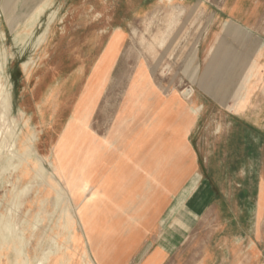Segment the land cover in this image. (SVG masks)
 Returning a JSON list of instances; mask_svg holds the SVG:
<instances>
[{"label": "rangeland", "instance_id": "rangeland-1", "mask_svg": "<svg viewBox=\"0 0 264 264\" xmlns=\"http://www.w3.org/2000/svg\"><path fill=\"white\" fill-rule=\"evenodd\" d=\"M256 3L257 19L246 25L252 36L239 42L226 38V32L245 26L228 9L243 13L253 6L243 0H0V52L5 55L0 94L8 97L0 98V238L7 226L9 234L19 230L23 240L22 245L0 242V264H37L50 249L57 250L53 260L69 257L63 264L81 258L76 251L67 252V239H76L73 227L82 219V205L71 206L58 179L79 169L65 164L74 132L70 128L61 136L53 159L67 119L42 117L34 89L68 78L81 63L92 66L106 44L118 47L110 76L120 82L107 93L124 94L143 78L185 95L191 88L196 91L182 78L196 79L195 47L206 65L200 78L208 79L201 86L208 95L223 98L233 84L244 82L245 100L235 109L253 110L250 119L263 132L229 181L220 183V195L166 264H264V63H246V54L236 60L235 53V45L249 46L254 37L264 42V0ZM38 4L43 13L35 9ZM114 32L122 36L116 44ZM218 34L224 36L216 38ZM113 57L105 53L99 65L108 67ZM106 71L96 72L104 77ZM218 122L227 127L224 116H212L200 142L203 156L213 153Z\"/></svg>", "mask_w": 264, "mask_h": 264}, {"label": "crops", "instance_id": "crops-1", "mask_svg": "<svg viewBox=\"0 0 264 264\" xmlns=\"http://www.w3.org/2000/svg\"><path fill=\"white\" fill-rule=\"evenodd\" d=\"M245 1L253 6L243 13L231 14V8L228 12L248 33L226 32L227 40L246 42L252 36L246 25L257 19L259 4L254 3L260 0ZM115 36L116 32L111 38ZM252 39L249 46L235 45L236 60L246 54V63L261 65L264 42ZM115 48L106 44L92 66L81 63L68 78L34 89V97L40 99L36 111L42 117L67 119L54 143L53 159L54 147L67 130L72 128L78 137L75 157L68 156L65 164L79 169L72 176L58 175L71 206L82 205V219L73 227L76 239H67V247L81 257L76 264L86 258V264H166L218 198L220 183L228 182L244 163L252 141L263 131L250 119L255 117L253 110L235 109L245 100L244 82L233 84L220 99L201 89L209 82L200 78L206 65L199 59V47L191 54L197 66L195 81L182 75L184 67L181 70L196 91L191 88L185 95L143 78L124 94L107 93L109 86L116 91L120 83L110 76L119 52ZM105 53L114 55L108 67L99 65ZM106 68L104 77L96 72ZM214 114L224 116L227 127L216 124L213 153L203 156L200 142Z\"/></svg>", "mask_w": 264, "mask_h": 264}, {"label": "bare ground", "instance_id": "bare-ground-1", "mask_svg": "<svg viewBox=\"0 0 264 264\" xmlns=\"http://www.w3.org/2000/svg\"><path fill=\"white\" fill-rule=\"evenodd\" d=\"M172 0H166V2H171ZM38 6H39V4H38ZM37 6V7H38ZM36 7V6H35ZM40 7V8H39ZM38 8H35L36 10L38 9V11L40 12V13H43V11H42V8L44 7V6H39ZM34 9V8H33ZM28 13H30V11L28 12ZM33 15V14H32ZM9 22V21H8ZM233 31H240L241 33H248V31L246 30V29H244V28H242V27H234V29H233ZM232 32V31H231ZM230 32V33H231ZM121 35V33H119V32H116V36L113 38V44H116V42L118 41V40H120L121 38H122V36H120ZM259 41V40H258ZM260 43V42H259ZM5 58V55H4V53L3 52H0V73H3L4 72V62H3V59ZM105 73H107V71L105 72ZM1 89H2V87H1ZM237 89V87H235V88H233V92L235 91ZM3 90V89H2ZM7 91V90H6ZM5 91V92H6ZM232 91V90H231ZM3 92V91H2ZM9 93V92H8ZM8 95V94H7ZM232 95V94H231ZM5 96V94L4 93H1L0 94V98H2V97H4ZM5 98V97H4ZM10 98V97H9ZM5 99H8V97L7 98H5ZM4 99V100H5ZM3 100V101H4ZM6 101V100H5ZM2 102V101H1ZM7 102V101H6ZM5 103V102H4ZM9 103H10V101H9ZM6 105V104H5ZM4 107V106H3ZM6 107V106H5ZM8 109V108H7ZM2 110V109H1ZM2 112H3V114H4V110H2ZM8 112H9V110H8ZM6 115V114H5ZM6 121V120H5ZM74 122H77L76 121V119L74 120ZM76 136L77 135H75V134H72V138H70L71 139V141H72V149H73V147H74V145H75V142L77 141V138H76ZM1 144V143H0ZM3 147V146H2ZM6 148V147H5ZM11 148H12V146H11ZM10 150V149H9ZM11 154V153H10ZM71 157L73 158V157H75V153H74V151H71ZM12 158H15V157H11V159ZM11 159H9V161L11 160ZM10 165H12V164H10V162H7V166H10ZM4 169V168H3ZM6 169V168H5ZM1 173V172H0ZM40 180V179H39ZM27 190V189H26ZM15 197H16V195H15ZM229 197V196H228ZM14 202V201H13ZM9 207V206H8ZM11 208V207H10ZM15 213V212H14ZM6 214H8V213H6ZM1 220V219H0ZM1 222V221H0ZM3 222V221H2ZM7 222V221H6ZM8 224V222L6 223V225ZM0 225H1V223H0ZM34 225H35V223H34ZM12 226V225H11ZM14 227V226H13ZM36 227V226H35ZM15 228V227H14ZM10 229V228H9ZM9 229H8V227L7 226H5V231L7 232V233H5V234H3L2 236H1V238H0V242H3V243H10V242H12V243H15V242H20V244L22 245L23 244V240L21 241V237H20V231L19 230H17V229H14L15 231L13 232V234L11 233V234H9L8 232H9ZM36 229V228H35ZM1 231V230H0ZM4 231V230H3ZM53 242V241H52ZM55 242V241H54ZM11 243V244H12ZM55 244V243H54ZM55 246H56V244H55ZM54 246V248H56ZM59 247V246H58ZM50 248H52V247H50ZM49 249V248H48ZM47 249V250H48ZM59 250H61V249H59ZM248 250L251 252L252 251V249H251V247H249L248 248ZM46 251V250H45ZM70 250H69V248L67 247V252H69ZM21 252H22V249H21ZM60 252V251H59ZM66 252V253H67ZM44 253V254H43ZM42 253V256H40V260H38V263L37 264H48V262L52 259L53 260V257H55V255L57 254V250L56 249H50V250H48V251H46V252H43ZM61 253V252H60ZM59 253V254H60ZM69 257L67 256L66 258H63V256H61V257H59V258H57V259H54L53 261V264L55 263V264H63L67 259H68ZM71 259H73L72 257H71Z\"/></svg>", "mask_w": 264, "mask_h": 264}]
</instances>
